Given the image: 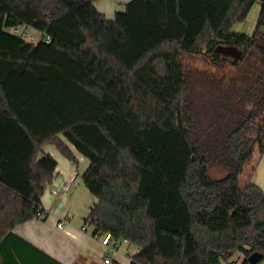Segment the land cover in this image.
I'll list each match as a JSON object with an SVG mask.
<instances>
[{
    "label": "trees",
    "instance_id": "trees-1",
    "mask_svg": "<svg viewBox=\"0 0 264 264\" xmlns=\"http://www.w3.org/2000/svg\"><path fill=\"white\" fill-rule=\"evenodd\" d=\"M95 2L0 0V264H59L17 247L11 230L46 215L56 161L43 147L75 162L62 138L89 160L86 222L134 245L129 264L264 260V192L254 165L244 174L264 152V0H131L111 19ZM254 4L253 31L231 30ZM220 47L240 52L243 70L185 61L225 59ZM250 91L256 113L234 112Z\"/></svg>",
    "mask_w": 264,
    "mask_h": 264
},
{
    "label": "crops",
    "instance_id": "crops-1",
    "mask_svg": "<svg viewBox=\"0 0 264 264\" xmlns=\"http://www.w3.org/2000/svg\"><path fill=\"white\" fill-rule=\"evenodd\" d=\"M129 1L131 0L121 4L120 11ZM99 12L105 15L103 11ZM62 141L73 153L75 162H70L62 156L53 145L43 147V153L49 154L56 161L52 180L46 185L40 198L46 215L15 225L11 230L12 242L29 252L32 251L31 248L25 246L30 245L36 251L32 255L37 260L44 259L49 263L56 261L59 264H105L104 258L109 257L114 264H129L137 251L132 244L117 248L112 252L113 258L104 252L102 254L100 248H105L100 244V238L93 235V227L86 222L90 209L97 203V198L88 191L82 181L89 160L79 154L65 139L62 138ZM40 157L41 154L38 155V158ZM249 163L255 166L252 182L264 192V152L257 156L254 151L245 166ZM60 221L63 226L58 228L57 223ZM131 246L135 247L133 251H130ZM37 251L48 259L43 258ZM242 259L239 258V261L232 264H241ZM257 264H264V260Z\"/></svg>",
    "mask_w": 264,
    "mask_h": 264
},
{
    "label": "rangeland",
    "instance_id": "rangeland-1",
    "mask_svg": "<svg viewBox=\"0 0 264 264\" xmlns=\"http://www.w3.org/2000/svg\"><path fill=\"white\" fill-rule=\"evenodd\" d=\"M127 0H96L95 7L99 11H103L105 17L112 18L114 13L120 11L121 4H124ZM259 14V6L254 4L246 19L242 22H236L232 25L231 30L243 32L246 34H250L255 26ZM23 31H26L34 36H38L37 32L32 28H23ZM235 55H229L228 57L221 58L219 61H214L210 57L204 56L203 54H197L195 56H188L186 58V63L190 67L198 68L200 70H207L209 72H217L218 74L225 73L227 75H233L239 73L243 67L242 64L235 66L233 64ZM249 66L244 68V71H247ZM234 112H238L241 114H255L257 111V102L255 99V95L252 91L247 93L242 100L235 105L233 108ZM253 167V164H248L244 167V174L248 173L250 169ZM209 172L212 176L216 178H221L225 175V170L218 166H212L209 169ZM242 179V176L240 177ZM106 255H109L110 258L114 257V254L108 251L106 248L102 249ZM135 247L131 246L130 251H133ZM239 258H244L242 253L235 254L232 258H230L227 262H223L222 264H232L239 261ZM103 264V263H101ZM110 264H114L111 262Z\"/></svg>",
    "mask_w": 264,
    "mask_h": 264
},
{
    "label": "built area",
    "instance_id": "built-area-1",
    "mask_svg": "<svg viewBox=\"0 0 264 264\" xmlns=\"http://www.w3.org/2000/svg\"><path fill=\"white\" fill-rule=\"evenodd\" d=\"M8 30L11 33H14V34L20 36L21 38H23L24 40H26L30 43H34L38 40L37 36H34V35L26 32V31H23L22 27H12V28H9ZM45 40H46V42L51 41L49 37H46ZM62 226H63L62 221L57 223L58 228H61ZM99 238H100V244L110 252H114V251H116L117 248H119L121 246H127L130 244L127 239L114 237L111 232H104L103 234H101V236ZM110 262L111 261H110L109 257L104 258L105 264H109Z\"/></svg>",
    "mask_w": 264,
    "mask_h": 264
},
{
    "label": "water",
    "instance_id": "water-1",
    "mask_svg": "<svg viewBox=\"0 0 264 264\" xmlns=\"http://www.w3.org/2000/svg\"><path fill=\"white\" fill-rule=\"evenodd\" d=\"M217 50L225 55H235L236 57L240 56V52L236 51L233 47H220ZM261 260L262 254L259 252H253L247 257V261L249 264H257Z\"/></svg>",
    "mask_w": 264,
    "mask_h": 264
}]
</instances>
